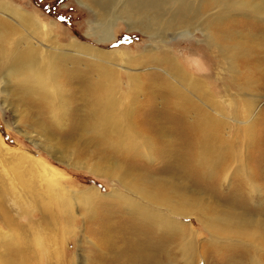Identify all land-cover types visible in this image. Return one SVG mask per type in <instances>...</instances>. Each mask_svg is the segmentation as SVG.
Returning a JSON list of instances; mask_svg holds the SVG:
<instances>
[{
    "label": "bare ground",
    "instance_id": "obj_1",
    "mask_svg": "<svg viewBox=\"0 0 264 264\" xmlns=\"http://www.w3.org/2000/svg\"><path fill=\"white\" fill-rule=\"evenodd\" d=\"M77 1L83 4V0ZM119 1L90 0L95 9L96 22L106 18L109 9H112L116 18L124 20L129 30L148 32L150 27L144 25L143 19L149 24L155 22V14L170 3V0H122L118 5ZM204 5L217 8L206 23L210 24L218 37L229 40V43L231 37L235 38L234 45L227 42L225 47L212 39L211 45L217 47L218 54L228 63L231 73L240 76L236 59L248 58L247 55L254 50L264 51V32L261 35L252 34V38L244 37L227 30L222 23L223 20L228 21L232 13H246L249 18L263 17L264 0H228L223 4L219 0H199L196 11L204 8ZM182 7L187 12L191 8L192 14L197 15L191 4L183 3ZM140 15L144 16L142 20L138 17ZM175 18L172 15L164 23L168 24ZM112 25L114 22L109 27ZM206 29L209 30V27L206 26ZM101 33L99 37L104 38L105 32L102 30ZM206 38L210 39L208 35ZM53 39L28 14L12 10L7 3L0 1V78L4 80L3 89L7 90L9 83L13 82L21 92L19 94L32 106L51 115L48 123H58L59 119L67 118L66 124H60L65 126L63 128L72 122L68 117L72 107L70 92L72 89L79 90L78 97L86 108L87 120L83 122V127L63 129L61 140L72 139L80 133V138L87 136L90 143L95 145L94 151L87 155L86 152L57 148L59 145L45 148H54L53 157L63 165L116 179L124 189V193L113 191L107 195V198L118 200L117 206L110 209L112 217L109 219L94 216L93 212L97 209L87 193L68 198L82 211L85 220H94L97 232L99 230L97 241L103 244V250L91 264H169L171 260L180 262L179 258L181 264H198L197 234L189 230V225L179 221L193 217L203 223V230L209 236V240L205 241L206 247H232L234 239L245 243L248 249L242 251L241 257L236 260L234 256L229 257L222 264H226V261L232 264L230 261L234 260L240 264H264V220L249 216L244 208L238 211L224 205L219 209L216 203L204 201L199 192L189 189L186 184L192 171L198 185L210 181L211 191L206 190L214 197L223 183L237 176L234 201L252 205V199L246 197L243 186L250 195L259 193L256 184L260 177L256 173H247L245 164L248 159L220 150L227 143V133L222 131L228 125V121L224 120L223 106L202 85L191 80L167 54H162L159 59H150V63L160 67L161 76L166 78L154 85L139 74L128 75L129 103L123 117H119L115 114V107L121 102L115 97L119 93V81L116 70L111 69L116 67L112 55L77 42L62 45ZM129 61V64L135 63L134 60ZM79 65L83 70H78ZM135 65L144 67L147 60ZM169 78L183 85L182 89L187 93L182 94L172 87ZM252 85L248 83L241 88L243 94L244 91L252 93ZM253 93L251 96L254 98L242 100L241 108L244 111L238 107L231 110L236 122L248 124L237 128V131L241 128L240 132L245 131L247 135L252 133L255 121L260 118L256 112L257 97ZM139 108L143 109L141 112H146L145 117L142 118V113L133 117V112ZM227 112L230 109L227 108ZM217 115L221 118L218 119ZM137 124L145 125L150 130L138 128ZM38 125L40 134L50 140L48 126ZM166 133H171L180 142L177 143L183 147L181 152L178 151L180 155L176 152L173 155L178 156H150L155 138L166 136ZM192 144L195 146L192 147ZM152 164H156V169H152ZM95 196L99 203V195ZM202 252L201 256L204 254ZM15 258L17 264L26 263H18L19 259Z\"/></svg>",
    "mask_w": 264,
    "mask_h": 264
},
{
    "label": "rangeland",
    "instance_id": "obj_2",
    "mask_svg": "<svg viewBox=\"0 0 264 264\" xmlns=\"http://www.w3.org/2000/svg\"><path fill=\"white\" fill-rule=\"evenodd\" d=\"M0 1L7 3L12 10L28 14L45 32L54 37L53 41L59 44L67 45L70 42H77L111 54L112 61L116 63V67L111 69L116 70L119 81V93L115 96L121 101L115 107V114L119 117H123L124 109L129 103L128 75L139 74L148 83L153 82L156 85L155 83L162 81L166 76H161L163 75L161 68L150 63V59H159L162 54H167L191 80L202 85L205 91L223 106L224 120L228 121V125L222 131L227 133V143L220 150L237 153L238 156L248 159L245 164L247 173H256L260 177V181L256 184L259 193L250 195L243 186L246 197L252 199V205L237 203L232 199L236 198L234 193L237 176H233L225 183L222 182L223 185L219 193L217 192L218 194L214 196L215 198L209 192L207 193V190L211 191L210 181L198 185L192 171L185 183L189 189L199 192L204 201L216 203L219 209L224 205L238 211L244 208L249 216L259 221L264 220V51L254 50L255 53L252 51L247 55L248 58L237 57L236 64L241 75L231 73L228 63L218 54L217 47L211 45L212 39L216 44L227 47L229 40L220 39L210 24L206 23L217 8L204 5V8L196 11L199 0L184 2L170 0L169 5H165L155 14L157 17L155 22L149 24L143 19L144 25L150 27L146 32L129 30L125 21L116 18L112 9H109L110 12L106 18L96 22L93 13L95 9L89 3L90 0H83V4L77 0ZM181 1L184 4H191L197 15L192 14L191 8L189 12L184 10ZM219 1L223 4L228 0ZM242 1L261 2L263 0ZM120 2L123 1H119L118 5ZM177 4L181 7L179 8ZM172 15L176 17L175 20L168 24L164 23L167 19L170 20ZM184 15H187L186 19H183ZM138 17L142 20L144 16ZM223 21L222 24L228 28L227 30L244 37L252 38V34L261 35L264 32V16L249 18L246 13H232L228 21ZM112 22L114 25L109 27ZM102 30L105 32L104 38L99 37L102 36ZM206 35L210 39L207 40ZM46 38L47 36L43 40L45 41ZM231 38L229 45H234L235 38ZM129 60H134L135 63L129 64ZM142 60H147L146 66L135 65ZM77 68L80 71L83 70L80 65ZM61 80L63 81L64 78ZM169 80L172 87L182 94L187 93L182 89L183 85L171 78ZM3 81L0 78V264H17L15 257L19 259L18 263L26 262L25 264H91L94 258H99L103 250V244L97 241L99 230L97 232L94 220H85L82 211L77 209L68 198L83 192L87 193L97 209L93 212L94 216L101 215L109 219L112 217L110 209L117 206L118 200L114 197L107 198V195L113 191L124 193V189L116 179L96 176L83 168L67 167L56 161L52 155L56 145H59L57 148H65L68 151L86 152L87 155L95 149V145L90 143L87 136L80 138V133L72 139L61 140L63 129L74 130L78 126L83 127V122L87 120L86 108L78 97L79 90L72 89L70 92L72 107L68 117L72 122L70 126L63 128L65 126L60 124H66L67 118L59 119L58 123H48L51 115L32 106L25 97H22V94H19L21 92L13 82L9 83L7 90H4ZM248 83L252 85V90L257 97L258 109L255 108L257 115L260 116L255 121L250 135L244 134L245 131L240 132L241 128L237 131V128L248 124H239L231 116L233 114L231 110L242 107V100L254 98L251 96L253 92L244 91L245 94H243L241 90ZM236 99H238L237 104ZM227 108L230 112L226 113ZM142 110L140 108L135 110L133 117L140 113L142 118L145 117L146 112H141ZM217 116L218 119L221 118ZM38 124L48 126L50 140H46L45 136L40 134ZM136 126L150 130L145 125L137 124ZM139 132L142 130L139 129ZM177 143L180 142L171 133L157 137L150 156H178L173 154L177 152L180 155L178 151L181 152L183 147ZM45 146L54 148L46 149ZM191 146L194 147L195 144ZM208 156L211 155L208 154ZM151 167L156 169L157 166L152 164ZM231 167L233 168L234 165ZM237 192L240 194L239 191ZM96 194L100 197L99 203H97ZM232 204L236 205L232 206ZM179 221L189 225V230L197 234L195 235V238L198 237L196 238L197 249L200 256L202 251L204 253L201 257L199 256L198 264H222L221 262L233 256L236 260L242 251L245 252L244 250L248 249L245 243L234 239L231 242L234 245L232 247L207 246L211 249L209 250L205 245L209 236L203 230V223L199 219L182 218ZM11 250L17 253L13 254ZM262 256L264 258V254ZM235 260L230 262L241 263ZM179 261L171 260L169 264H181V258Z\"/></svg>",
    "mask_w": 264,
    "mask_h": 264
},
{
    "label": "snow or ice",
    "instance_id": "obj_3",
    "mask_svg": "<svg viewBox=\"0 0 264 264\" xmlns=\"http://www.w3.org/2000/svg\"><path fill=\"white\" fill-rule=\"evenodd\" d=\"M61 19H63V17H61Z\"/></svg>",
    "mask_w": 264,
    "mask_h": 264
}]
</instances>
